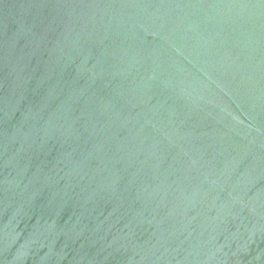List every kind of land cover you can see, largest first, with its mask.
Instances as JSON below:
<instances>
[{
  "label": "water",
  "instance_id": "1",
  "mask_svg": "<svg viewBox=\"0 0 264 264\" xmlns=\"http://www.w3.org/2000/svg\"><path fill=\"white\" fill-rule=\"evenodd\" d=\"M0 264H264V0H0Z\"/></svg>",
  "mask_w": 264,
  "mask_h": 264
}]
</instances>
